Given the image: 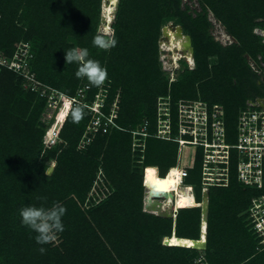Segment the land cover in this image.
I'll return each instance as SVG.
<instances>
[{
  "label": "trees",
  "instance_id": "1",
  "mask_svg": "<svg viewBox=\"0 0 264 264\" xmlns=\"http://www.w3.org/2000/svg\"><path fill=\"white\" fill-rule=\"evenodd\" d=\"M181 1L118 0L112 23L118 43L103 51L92 44L102 33V0H0V51L11 56L20 42H29L35 78L83 105L94 102L103 88V122L117 100L115 125L107 123L106 131L88 133L91 115L85 111L78 124L70 116L65 120L58 147H45L48 125L42 113L48 94L25 88L23 75L1 67L0 264H264V248L247 218L251 198L264 188L238 181L235 154L229 185L210 187L208 219L203 208L201 220L198 204L180 206L176 219L143 209L144 166L145 177H164L177 161V142L153 135L143 152L133 151V130L140 123L148 119L149 132L156 130L160 96L171 97L174 120L181 99L222 104L231 143L247 100L264 96V84L246 58L259 61L261 55L264 61V37L255 32L264 29V0H199L195 15L182 9ZM209 10L235 42L224 46L215 40ZM169 20L191 36L196 63L191 69L183 63L184 72L171 83L159 50ZM72 47L88 48L90 58L107 68L103 86L88 84L78 92L87 80L76 78L77 64L65 62ZM84 137L88 141L82 144ZM51 159L56 163L47 174ZM201 166L202 149L186 178L198 174L192 182L197 202ZM94 185L100 196L90 195ZM40 196L47 197L46 206L59 202L67 210L65 230L46 245L36 243V233L21 225L19 215L26 205L40 206ZM40 247L46 248L44 254Z\"/></svg>",
  "mask_w": 264,
  "mask_h": 264
},
{
  "label": "built area",
  "instance_id": "2",
  "mask_svg": "<svg viewBox=\"0 0 264 264\" xmlns=\"http://www.w3.org/2000/svg\"><path fill=\"white\" fill-rule=\"evenodd\" d=\"M31 56L33 54L30 51L29 43L22 41L11 56L0 52V69L3 65L13 69L25 77L23 84L25 88L38 90L41 95L48 94L51 101L55 100L56 94L60 95L61 92L44 85L35 78V74L30 70L28 57ZM252 60L255 61V65L251 62L252 70L264 80V61L262 57L259 56V61L254 58ZM85 88L82 89L81 87L78 92L83 93ZM69 98L81 102L76 96ZM162 100L166 101V108L163 107L165 102ZM101 105L102 102L99 106L94 107V110L102 115L98 116L99 120L93 123L92 129L94 131L99 128L106 131L107 123H109L107 119H110V124L113 123L115 125L113 121L115 113L113 118L110 117V114L106 121L103 122L104 113L100 109ZM176 107L177 117L174 120L171 97L167 95L158 98L156 130L154 133L149 132L148 119H145L138 125L137 129L133 130L132 147L134 153L137 151L143 152L146 147V138L150 135L177 142V161L175 166L170 167V170L176 167L180 177V186L191 188L195 195L194 185L184 184V182L189 176L190 169L194 167L196 158L193 159L191 165H181L180 153L186 145H195L197 148L202 149V199L206 193L209 198L210 187H225L229 185L230 165L233 154H235L234 156L237 159L238 181L258 190L264 188V96H256L247 100L246 106L239 113L236 141L232 143L227 141L225 109L222 104L215 103L210 105L201 98L181 99L176 102ZM113 110H115L114 107ZM174 124L177 126L176 132L174 131ZM179 162L180 164H178ZM147 167L144 166L143 169L145 191V171ZM156 171L158 173V167H156ZM101 177L102 172L99 173L97 180H101ZM95 185L93 190L100 196ZM177 212L178 208L175 206L174 219ZM247 218L251 229L259 238V244H264V192L251 198L247 209Z\"/></svg>",
  "mask_w": 264,
  "mask_h": 264
},
{
  "label": "rangeland",
  "instance_id": "3",
  "mask_svg": "<svg viewBox=\"0 0 264 264\" xmlns=\"http://www.w3.org/2000/svg\"><path fill=\"white\" fill-rule=\"evenodd\" d=\"M102 1L103 2H102V6H101V23L99 25V31L102 32V33L113 32L112 23L114 21V17H115V13H116V10H117L118 3L115 6V11L113 13V20H112V22L110 24L108 23V28L106 29L105 28V17H104V7H103V5L105 3L111 4V1L110 0H102ZM181 8L184 9V10H187L188 13H192L193 15H195L198 11L201 10V6H200V3H199V0H182L181 1ZM208 19L211 22L210 32L214 36L215 40L219 41L224 46L229 45V44H231V43L236 41V39L233 36L228 34V32L226 31L224 25L220 21H218L216 19V17L213 15V13L210 10L208 12ZM167 28H170L174 32V36L172 38L168 35ZM255 32L260 34V35H262L264 37V29L256 28ZM175 37L176 38L178 37V38L176 39ZM173 39L174 40L181 39L182 42H183L184 48L190 47L191 50H192V55H193V49H192L193 46H192L191 36L189 34H187L184 31L183 27L180 24H178L176 21L169 20L162 27L161 36H160V40H159V50H160L161 67H162L163 72L169 78V82L170 83L175 81V80H177L178 77L184 72L183 63H186L188 65V68H190V69L194 68L195 65H196L195 62L193 64L189 63L187 58L183 56V55H185V53H184L185 50L184 51L183 50L182 51H178V52L175 51V49L172 46L173 41H174ZM23 42H25V41H23ZM25 43H29V42H25ZM29 45H30V43H29ZM169 48H172V50L170 51ZM0 52H2V51H0ZM175 52L177 53L178 59L174 57L175 56ZM259 56H261V55H259ZM193 58H194V56H193ZM246 58L248 60V63L250 65V67L252 66L251 62L253 63V65H255V63H254L255 61L252 60V58H253L252 56L246 54ZM216 60H217V57H215V56L212 57L211 58V64H213ZM258 83H263L264 84V80L262 79L261 76H258ZM87 86H88L87 82L83 83L82 89L87 87ZM60 92H61V94H64V96L71 97L70 95H68V94H66V93H64L62 91H60ZM103 93H104L103 92V88H100L99 93L95 96L94 102H91V103L89 102L88 104H86L87 107H86L85 111H86V113L88 115H91V120L89 121V123L87 125V128H86L88 133L92 132L93 123H95V121L99 120V117L102 116L101 113H98V112H96L94 110V107L99 106V104L102 102V100L104 98V94ZM61 94L60 95L56 94L57 95L56 99L52 100V101H51L50 97L48 96L46 106H45V108L43 110V113H42V118L45 121L46 125H48V130L49 131L51 130V132L49 133L48 136H44L43 143H44L45 147H58L59 144H60V141H61L60 137L57 136V132H58L59 128L62 125V123H61L62 120L60 121V123L58 125L59 127L58 126L56 127L57 123H53L55 120L58 119V118H56V116L59 113V111L63 110V108L59 107L61 104H64L61 101V98H62ZM162 101L165 102L163 107L166 108V101L165 100H162ZM116 103H117V100H116ZM115 104H113L114 108L116 107ZM157 106H158V103H157ZM113 107H112V110H111V116H110L111 118L114 117V113H115V110H113ZM157 110H158V108H157ZM107 120L110 123V119H107ZM113 121H115V120H113ZM111 125H114V124L111 123ZM90 126H91V128H90ZM48 130H47V132H49ZM47 132H46L45 135H47ZM231 137H233L232 142L236 141V134L235 133L234 134L232 133ZM87 141H88L87 137H84L82 139L81 143L85 144V143H87ZM198 150H200V148H197V146H195V145H186L182 149V151L180 153L181 165H183V164L191 165L193 159H195L196 156H197L196 154L198 153ZM55 163L56 162L53 159L48 161V167H47V172H46L47 174H51L52 173V171L54 169V166H55ZM178 164H180V162ZM194 179H196V180L199 179L197 172H194L191 181L189 179H186L184 184H190L191 183V184L194 185V183H192V182H194ZM92 192H93V194H91ZM90 195L95 196V197L98 196L94 192L93 189L91 190ZM166 199H167L166 194H163V195L156 194V196L153 197L154 205L152 206V209H157L156 208V204L157 205L164 204ZM172 199H173V196H172ZM143 209L145 210V208H143ZM174 211H175V206H174V209L169 210V213L168 212L167 213L164 212V213H161V214L159 213L157 215L171 217V216H173ZM202 212H203V207H201V218H202V214H203ZM199 260H200V258H198L196 260V262L199 261Z\"/></svg>",
  "mask_w": 264,
  "mask_h": 264
},
{
  "label": "clouds",
  "instance_id": "4",
  "mask_svg": "<svg viewBox=\"0 0 264 264\" xmlns=\"http://www.w3.org/2000/svg\"><path fill=\"white\" fill-rule=\"evenodd\" d=\"M117 43L118 40L116 39L114 32L98 33L94 36L92 40L93 46L103 51L111 50L112 48L116 47ZM65 62L66 64H72V63L77 64L78 68L75 71L76 78L86 79L88 84L92 87L99 88L103 86L106 80L108 79L107 68L102 66L100 61L90 58V53L88 48H80V47L70 48L69 50L66 51ZM61 96H62L61 101L64 104H61L59 107L63 108V110L59 111L56 118H58L60 114L59 118L63 120L62 125L69 116L73 123L78 124L79 122H81V120L85 116V109L87 106L81 104L79 101L64 96V94H61ZM103 103L104 102L102 101V105L100 106L101 110ZM56 122L57 120H55L53 123ZM62 125L57 132L58 137H60V130L62 128ZM158 174H159V170H158ZM195 198H196V194H195ZM37 199L42 202L40 206L26 205L21 209H19V215L21 217V225L27 227L32 232L36 233L35 235L36 243L39 245H46L55 241L57 239V235L65 230L64 224L62 222V218L66 214L67 210L59 202H53L51 206H46L47 197L45 196L37 197ZM144 199H145V185H144L143 202ZM143 208H145L144 203H143ZM179 209L180 208H178V210ZM171 217L173 218V216ZM39 252L41 254H44L46 252V248L40 247ZM199 262L202 263L201 260L197 261V263Z\"/></svg>",
  "mask_w": 264,
  "mask_h": 264
},
{
  "label": "bare ground",
  "instance_id": "5",
  "mask_svg": "<svg viewBox=\"0 0 264 264\" xmlns=\"http://www.w3.org/2000/svg\"><path fill=\"white\" fill-rule=\"evenodd\" d=\"M110 1H111V4L105 3L103 5L104 17H105V28L106 29L108 28V23L110 24L113 20V13L115 11V6L118 3V0H110ZM167 32L171 38L174 36V32L170 28ZM172 46L176 52L185 50V52H184L185 55H183V56L187 58L189 63L193 64L195 62V60L193 58L194 55H192L191 48L188 46H187L188 48H184L183 42L181 39L174 40ZM169 50L171 51L172 48H169ZM176 52H175L174 57L178 59ZM59 116H60V114H59ZM59 116H58V119L56 122L57 123L56 127L59 125V123L61 121ZM62 122H63V120H62ZM50 132H51V130L47 133V136L49 135ZM145 183H146V191H145V199H144L145 210L152 212L154 214L155 213L161 214L164 212L169 213V210L174 209V206L179 208L180 206L197 205L198 204L201 207H203L204 209H206L208 206L209 199H208L207 193L204 195L203 199L200 202H197L195 195L193 194V191L191 188H188L187 186H183V187L180 186V184H179L180 183V177L178 175V169L176 167H173L171 170L169 168L167 174H165L164 177H156V176L155 177H145ZM156 194H159V195L166 194L167 199L164 202V204H161V205L156 204L157 209H152V206L154 205L153 197L156 196ZM172 196H173V199H172Z\"/></svg>",
  "mask_w": 264,
  "mask_h": 264
},
{
  "label": "water",
  "instance_id": "6",
  "mask_svg": "<svg viewBox=\"0 0 264 264\" xmlns=\"http://www.w3.org/2000/svg\"><path fill=\"white\" fill-rule=\"evenodd\" d=\"M208 209H209V204H208V206H207V219H208ZM206 246H207V242H206ZM206 248V247H205ZM204 248V249H205Z\"/></svg>",
  "mask_w": 264,
  "mask_h": 264
},
{
  "label": "flooded vegetation",
  "instance_id": "7",
  "mask_svg": "<svg viewBox=\"0 0 264 264\" xmlns=\"http://www.w3.org/2000/svg\"><path fill=\"white\" fill-rule=\"evenodd\" d=\"M248 223H249V220H248ZM251 228V227H250ZM262 245V246H261ZM259 246L262 248H264V244H259Z\"/></svg>",
  "mask_w": 264,
  "mask_h": 264
},
{
  "label": "snow or ice",
  "instance_id": "8",
  "mask_svg": "<svg viewBox=\"0 0 264 264\" xmlns=\"http://www.w3.org/2000/svg\"><path fill=\"white\" fill-rule=\"evenodd\" d=\"M151 174H152V173L150 172L149 175L151 176Z\"/></svg>",
  "mask_w": 264,
  "mask_h": 264
}]
</instances>
